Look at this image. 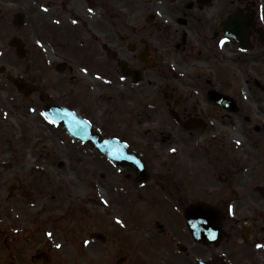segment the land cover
<instances>
[{"label": "flooded vegetation", "instance_id": "obj_1", "mask_svg": "<svg viewBox=\"0 0 264 264\" xmlns=\"http://www.w3.org/2000/svg\"><path fill=\"white\" fill-rule=\"evenodd\" d=\"M26 1L0 0V264H264V200L259 197L257 207L255 200L228 197L244 177L232 180V148L213 124L242 107L229 92L232 65L246 86L264 91V6L257 0L179 1L161 4L166 19L154 21L152 0H48L54 45L117 65L113 94L104 95L114 100L112 110L105 105L108 116L99 118L76 105L73 96L81 94H68L67 80L20 73L25 59L10 43L21 40L24 25L15 26L13 17ZM142 9L151 11L138 31ZM235 11L242 29L237 39L229 27L223 31ZM59 63L72 68L66 60ZM8 75L26 82L22 92ZM217 93L233 99L236 111L218 102ZM46 103L68 107L102 137L126 142L143 156L148 174L142 178L126 163L116 167L87 141L70 136L43 113ZM138 135L152 147L162 144L163 158L147 160L138 150L145 144L134 142ZM182 136H190L192 146L185 147ZM66 146L89 151L98 168L86 177L80 202H70L68 191L39 187L46 175L38 158L50 162V151ZM187 152L193 163L198 158V176L189 169L177 173L188 167L177 158ZM255 188L264 194V187ZM194 202L202 206L188 207ZM77 228L82 236L75 244Z\"/></svg>", "mask_w": 264, "mask_h": 264}, {"label": "rangeland", "instance_id": "obj_2", "mask_svg": "<svg viewBox=\"0 0 264 264\" xmlns=\"http://www.w3.org/2000/svg\"><path fill=\"white\" fill-rule=\"evenodd\" d=\"M47 1L48 0H40L37 3H33L32 0H28L24 6L23 14L25 24L22 28L21 40L24 43L26 54L23 57L25 59L24 66L23 69L20 70V73H23L24 77L29 79L67 80L68 82L62 83L67 85L65 88L68 90V94L70 90H72L70 92L72 95L81 94L73 96L74 98L78 96L75 100L76 105L91 109L96 117L102 118L108 116L105 112V105L108 104L107 107L111 106L110 110H112L114 100L112 98L108 99L104 95L113 94L111 84L114 79L118 78L117 65L106 60L105 57L102 60H99V57H97L94 61L91 60V55H84V53L79 54L76 53L75 50V53L69 52L68 49H64L62 52L61 50L63 48L54 45L50 35ZM179 1L187 2L189 0H152L151 10L156 16L154 21L166 19V13H163L164 8L161 7V4L165 5L166 8L170 4L176 6ZM257 2L258 7L261 9L264 6V0H257ZM8 8L12 9V6ZM149 11L142 9V12L137 13L138 31L141 26H139V21H143ZM9 51L10 48L8 44V54ZM9 56L13 59L11 54H9ZM60 60L68 61L72 68L70 70L65 69L56 71L55 63ZM89 61L94 64L91 66L88 64ZM231 69L230 71H232V73L229 72L231 81L228 84L230 89L229 92H231L238 104L242 107H240L241 109L238 115H232L231 119L225 118L224 121L219 118L213 119V124L215 125V134L225 136L227 146L232 148V150H230L227 147L229 150L228 159L231 174L234 173L235 175H233L232 180H238L239 178L236 177L238 174L242 175L244 178L240 183L234 184L227 193L228 197L234 193L232 199L238 197L237 199L241 200L242 197H245L247 200H255L258 202L256 206L262 207L258 198L261 197L264 200V194L261 196L259 192H255L257 188L251 189V185L264 187V185H262L264 181L259 180L261 175L264 174V91L250 85L246 86L242 82L241 74L236 66L232 65ZM108 89L110 91H108ZM114 115L115 114L112 113L110 117ZM246 115L249 116V119H246ZM226 123L229 124L224 127ZM256 124L260 126L259 130H255L252 127ZM233 131L239 132V137L233 134ZM133 137L137 147H140L139 145L142 147L144 146V137L142 135L141 137L139 135ZM175 138V140H177V136H175ZM181 140L185 147L192 146L190 136H182ZM158 141L161 143V137L158 138ZM237 141H239V143H237ZM145 146L144 149L138 150L146 154L147 160L151 161L153 159L163 158V150L160 153L163 148L162 144H156L155 147H152L154 145L150 144H145ZM172 147L178 148L177 145ZM89 155L91 156L93 154H90L89 151H81L75 148V146H66L65 149L56 147L55 152L50 151V162L44 160L43 157L40 156L37 166H40L43 170L42 174L46 175V178H42L39 182L40 189H56L58 192L68 191L70 192L68 193L70 202H80L78 197L80 194L82 195L81 192L85 190L84 181L86 177L91 172L94 174L96 169H98L91 166L92 158ZM192 157L193 156L188 152L178 154L177 158H185L188 165L187 168H181L180 171L177 172L178 174H188L189 172L186 169H189L191 170L190 174L197 175L200 166H196V164L200 163L198 158H195L197 162L193 163L191 160ZM202 158L204 157L202 156ZM236 165L239 167L237 173L235 172ZM153 168L156 169L158 173H161L160 167ZM85 169H87V172L84 174ZM105 171L109 174V167L106 165ZM201 175L203 174L201 173ZM216 185L221 184L216 181ZM76 196L77 198H75ZM230 203H232V201H230ZM77 235L82 236L79 228L71 234V237L75 239V244L78 242Z\"/></svg>", "mask_w": 264, "mask_h": 264}, {"label": "water", "instance_id": "obj_3", "mask_svg": "<svg viewBox=\"0 0 264 264\" xmlns=\"http://www.w3.org/2000/svg\"><path fill=\"white\" fill-rule=\"evenodd\" d=\"M237 18L238 12H235V14L231 15V17L229 16V24L232 26L229 28V30H232L231 34L234 37H237L238 33L242 31L241 26L238 24ZM13 23L17 26L22 25L24 23L22 15L16 14ZM12 46L16 47V52L19 56H23L24 47L20 41L14 39L12 41ZM57 70H61V67L59 65L57 66ZM12 81L18 89H21L24 86V84L22 82H19L18 79H12ZM225 98L226 97H223L222 95H215V99H217V101L221 102L222 104H225V102H227ZM44 113L56 122L61 121L62 125L74 137H77L81 140H90L92 146L95 147L101 153H103L112 162L119 163V161L122 160H134V166L137 169V173L139 175L146 174L142 159L139 154H137L135 151L128 150L126 145L116 144L115 140L105 139L103 141L102 139H99L97 135H94V133L91 132L88 123H86V121L84 120L79 119L72 111H69L61 106L55 105L53 107L46 106L44 109ZM196 205L197 204H194L192 206Z\"/></svg>", "mask_w": 264, "mask_h": 264}, {"label": "snow or ice", "instance_id": "obj_4", "mask_svg": "<svg viewBox=\"0 0 264 264\" xmlns=\"http://www.w3.org/2000/svg\"><path fill=\"white\" fill-rule=\"evenodd\" d=\"M89 11H91V9H89ZM226 42V38L225 39H222L221 41H220V43L221 44H223V43H225ZM237 143H239V141H237ZM170 151H173L172 149H170ZM49 235H51V234H49ZM260 245H258V247H259ZM56 247H60V245H56Z\"/></svg>", "mask_w": 264, "mask_h": 264}, {"label": "bare ground", "instance_id": "obj_5", "mask_svg": "<svg viewBox=\"0 0 264 264\" xmlns=\"http://www.w3.org/2000/svg\"><path fill=\"white\" fill-rule=\"evenodd\" d=\"M233 134L237 135L239 137V132L233 131Z\"/></svg>", "mask_w": 264, "mask_h": 264}]
</instances>
